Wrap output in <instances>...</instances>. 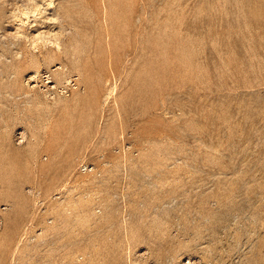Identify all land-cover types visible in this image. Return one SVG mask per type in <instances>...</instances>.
<instances>
[{"label": "rangeland", "instance_id": "obj_1", "mask_svg": "<svg viewBox=\"0 0 264 264\" xmlns=\"http://www.w3.org/2000/svg\"><path fill=\"white\" fill-rule=\"evenodd\" d=\"M190 260L264 264V0H0V264Z\"/></svg>", "mask_w": 264, "mask_h": 264}, {"label": "bare ground", "instance_id": "obj_2", "mask_svg": "<svg viewBox=\"0 0 264 264\" xmlns=\"http://www.w3.org/2000/svg\"><path fill=\"white\" fill-rule=\"evenodd\" d=\"M50 3H51V2H50ZM22 140H23V139H22ZM188 263H189V264H199V262L194 261V260H193V261L190 260V261H188Z\"/></svg>", "mask_w": 264, "mask_h": 264}]
</instances>
